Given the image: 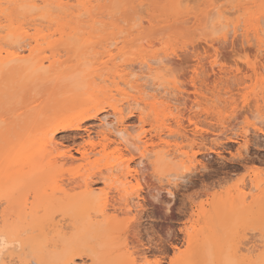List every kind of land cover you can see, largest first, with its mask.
<instances>
[{"label":"rangeland","instance_id":"rangeland-1","mask_svg":"<svg viewBox=\"0 0 264 264\" xmlns=\"http://www.w3.org/2000/svg\"><path fill=\"white\" fill-rule=\"evenodd\" d=\"M31 1L7 0L11 3L8 6L6 0H2L3 12L5 11L2 12L3 15L0 13L2 25L7 27L11 21L15 22V25L23 26L24 24L28 35L33 36L37 30L43 29L46 34H50L62 23L68 22L72 26L82 23L89 28L94 17L100 25L102 24L95 25V29L99 28L96 36L102 37L95 40L99 43L93 46H80L78 40L65 39L55 43L50 49L47 41L58 39V34H55L54 37L49 36L46 42L42 41L46 44H40V50L30 57L32 59H27L22 65L12 63L6 67H0V175L2 174L0 176V182L2 181L0 183V240H3L7 248L5 254L3 253L6 258L2 257L5 264H28L32 260H37L40 264H67L66 259L68 261L73 257L75 260L73 264H119V262L121 264V257L129 256L125 251H134L132 253L135 257L137 256L138 262L158 261L159 264H170L176 254L186 250L187 230L194 233L193 236L197 235L196 239L194 238L196 248L189 250L195 255L190 264H247L241 261L239 254L241 252L237 253L238 248L249 246L252 248L255 244L258 246L264 243L262 239L264 238V70H260L257 64L264 62L261 60L264 59V42L262 48H259L255 31H252L249 36H246L244 31L248 26L253 28V25L258 24L260 18H262L260 21L264 23V0H223L224 2L195 0L194 4L191 2L193 0H94L91 14L85 16L80 23L76 16L78 13V7L75 6L76 0H65L72 5L71 10L60 9L57 6V0H50V3L56 4L55 6L60 10L54 9L55 12H53L49 6H46L29 13L27 9H30L28 6ZM214 2L219 5L224 4L230 9L233 7V14L229 9L227 11L230 15L227 13L226 18L216 19L215 15L214 17L211 15L214 19H209L207 6ZM38 4L45 3L38 2ZM235 9L236 13H234ZM33 15L39 19L36 21L38 23H30L29 18ZM43 15L46 16L43 17ZM32 23L34 25H31ZM238 24H241L239 31L234 33L233 27ZM262 28L264 29V24ZM230 29L232 30L229 32ZM5 34V32L2 33L3 36ZM261 37L264 40L263 31ZM16 40L21 41L18 42L20 45L26 42L32 43L29 47L23 48H27L26 52L23 51V55L29 57L28 49L36 46V42H33L31 38L23 42V37L19 35L5 37L3 41H0V47L9 44L11 48L4 47L15 49ZM111 40L117 43L110 47L108 44ZM211 44L215 45L216 50L211 47ZM76 48L79 49L75 52ZM109 49L113 51L116 59L106 62ZM46 55L49 59L44 61L42 68H39L40 58ZM162 57H169V60L173 58L170 60L171 65L168 64L169 68L165 71L156 70L152 76L147 77V79L150 78L149 81L146 79L147 84L151 86L155 84L154 87L161 84L160 89L166 90V96L170 95L169 98L172 100L175 97L176 109L172 112L165 109L166 103L160 100L156 105L160 110V121L157 122L151 106L134 105L133 100L121 94L117 95L114 77L133 67H137L136 70H139L137 73H141L139 69L141 61ZM211 62L215 63L216 72L219 73L217 77H213V74L207 70ZM125 64L127 67L131 64L132 68L127 69ZM154 66L156 67V64ZM168 72H170L169 75ZM206 77L209 80H206ZM120 84L122 83H119L118 87L126 89L132 95H139L135 90L130 91L124 84ZM166 85L172 88L167 89ZM151 86L147 89L151 90ZM196 93L199 95L200 104L192 108L193 102L190 101ZM179 97L184 99L180 101ZM176 100L180 104H177ZM145 101L152 102V99L145 98ZM113 104L124 107L122 117L126 121L125 124L127 123L126 126H130L133 136L144 130L146 133L141 136L144 138L146 135L145 139L153 138L154 141H157L156 133L164 129L163 120L170 126L172 124V128L177 130V120L185 119L182 121V130L185 132L194 127L189 123V118L192 117L193 121L197 122L198 132L195 135L188 132L187 134L190 133L188 137L182 139L179 137L180 140H177L178 137L171 139L179 145H185L183 149L188 152L189 157L183 162L175 160L174 166L173 161L162 160V155L158 152L147 164H144L145 167L147 165V169L141 171V177L138 179H132V177L126 179L120 176L128 170L126 163H122L118 170H107V163H115L118 158L129 160L132 168L138 161L136 151L125 148L118 151L114 143H110L105 152L99 153L102 149L98 133L102 130L100 119L108 116L107 120L113 122L114 116L111 115ZM103 106L106 109L100 111ZM136 107L139 110L135 109ZM247 108L250 110L249 113L242 114ZM257 108L261 112L256 113ZM141 109L145 117L143 123H139ZM155 127H157L156 130ZM254 128H261L262 131H256ZM50 133H53L55 139L49 149L53 153L52 156H57V153L62 151L68 154L74 153L76 161L72 162L69 159L72 162L70 163L67 159H60L55 168L49 166V157L38 154L36 158L38 167H31V164H28L31 163L29 160L25 163L26 157L21 156H25L26 151L32 153L29 150L32 151L33 146L35 149L38 148L40 142L50 137ZM243 134H248L246 139L242 137ZM90 135L94 136L92 141L97 144L98 153L91 154L90 160L86 162L79 161L80 153L76 150L87 145ZM27 140L28 142L25 143ZM31 143L32 147L31 145L28 147ZM23 145L28 150L21 147ZM19 148H23L24 151H20L23 155L16 160L9 159L10 155L12 157V151L17 154ZM8 161L13 162L8 163ZM4 163L12 166L9 168L10 171ZM20 163L21 166L18 165ZM182 164L184 167L180 168ZM173 171L185 175L181 180L176 181L178 185L174 187L175 193L169 196L161 188L163 183L157 180ZM257 175H260L261 180L263 179L262 186L260 189L251 191L249 184H253ZM89 176H93L91 182L95 180L92 184L96 190L92 195L84 197L81 193L85 188V178ZM106 178L110 181L106 182ZM137 181L141 184V197H134L136 194L129 195L133 198L132 202L137 205L136 211L131 214L134 219L125 214L126 220H123L122 213L119 217L117 214L120 213H117L115 218L114 210L123 207L124 201L120 199L121 196L126 199L127 196L123 195L125 190L134 189ZM254 182L256 183V180ZM56 183L64 184L63 187L69 194L65 196L55 191ZM106 183L112 184L114 189L106 188ZM157 184L160 186H158L159 191H157L159 188L153 189V186L155 188ZM244 184H246L245 188ZM50 190L52 192H49ZM156 193L159 195L160 202L154 200L152 196ZM241 194L242 199L237 198L241 197ZM232 196L239 200L238 205L234 206L230 203L229 206H225ZM106 198H108L107 214L114 217V223L116 220L120 221L117 225L115 224L118 229L119 226L121 227L119 231H116L114 224L115 228L107 224L108 221L102 216L100 217L99 210ZM83 205H85L84 208ZM28 206L31 207L28 208ZM40 208H44V212ZM30 213H34V216L31 215L33 218L30 217ZM201 215L203 218H200ZM197 222H199L197 225L199 228L200 224L206 226L194 232L192 226ZM62 226L64 232L58 234L57 230ZM28 228L29 231H26ZM23 229L25 233L21 234L24 232ZM47 231L53 235H49ZM81 234L84 236L82 237ZM238 236L243 243L237 244ZM233 240H235L234 243ZM27 246L32 252L27 250ZM233 248L236 249V253L233 251L235 257L232 254ZM262 248L256 251V254H248V256L256 255L251 256L252 264L264 263ZM137 252L139 257L138 254L136 255ZM115 255L119 257L115 258ZM124 262L125 260L122 264H125Z\"/></svg>","mask_w":264,"mask_h":264},{"label":"bare ground","instance_id":"bare-ground-1","mask_svg":"<svg viewBox=\"0 0 264 264\" xmlns=\"http://www.w3.org/2000/svg\"><path fill=\"white\" fill-rule=\"evenodd\" d=\"M13 2H16L17 0H12ZM21 1V0H20ZM29 1H31V0H29ZM69 1V0H68ZM71 1V0H70ZM77 1V3H75V6H77L78 7V9H77V18L79 19V23H80V21H83V18L85 17V16H87V15H89V14H91V12H92V4H93V2H95L94 0H76ZM76 1H74V2H76ZM194 1L195 0H193V1H191V2H193V4H194ZM219 1V0H218ZM223 1V0H222ZM6 2H7V0H6ZM5 2V3H6ZM12 2V3H13ZM38 2H41V3H45L44 5H40V4H38ZM37 2V0H32L31 1V3L29 4V8L30 9H27V10H29L28 12L30 13V12H36V11H38V10H40V9H43L44 7H46V6H49V9H52L53 10V12H55L54 11V9H56V10H60V9H64V8H66L67 10H71L72 9V5H69L67 2H65V0H57V6L60 8H58L57 6H55V5H52V3H50V0H39ZM196 2V1H195ZM202 2V1H201ZM206 2V1H205ZM215 2H216V0H215ZM215 2L214 3H210L209 4V6H207V8H208V15H212L213 17H214V15H215V18L216 19H223V18H226V15H227V13H229V15H230V12H232V14H233V7H231V9L229 8V7H227V6H225L224 4L222 5H219V3L218 4H215ZM224 2V1H223ZM223 2H221V3H223ZM4 3V2H3ZM8 3V6L11 4V3H9V2H7ZM145 3H147V2H145ZM203 3V2H202ZM234 3V2H233ZM233 3H231V5L233 4ZM15 4H18V3H15ZM136 4V3H135ZM143 5V4H142ZM145 5V4H144ZM199 5H201V3L199 4ZM205 5V4H204ZM203 5V6H204ZM230 5V4H229ZM6 6V5H5ZM50 6H51V8H50ZM140 6V5H139ZM138 7V6H137ZM58 8V9H57ZM140 8V7H139ZM260 8H262V7H260ZM264 8V7H263ZM48 9V8H47ZM65 9V10H66ZM142 9V8H141ZM231 10L230 12H228L227 10ZM4 10H6V9H4ZM239 10H241V9H239ZM243 10V9H242ZM264 10V9H263ZM3 12V8H2V0H0V13H2ZM5 12V11H4ZM3 12V13H4ZM45 12V11H44ZM43 12V13H44ZM142 12H144L143 11V9H142ZM3 13H2V15H3ZM159 13H160V11H159ZM165 13V12H164ZM234 13H236V9H235V12ZM8 14V13H7ZM50 15V14H49ZM55 15V14H54ZM54 15H52V16H54ZM171 15V14H170ZM35 15H33V17H34ZM38 16V15H37ZM40 16V18H42L41 17V15H39ZM46 16V15H45ZM44 15H43V17H45ZM209 16V19L210 18H212V16L210 17ZM240 16V15H239ZM0 17H1V15H0ZM3 17H5V16H3ZM29 18L31 21H30V23L31 22H35V23H38V22H36V21H38L39 19L36 17H34V18ZM57 17V16H56ZM62 17V16H61ZM174 17V16H173ZM190 17H192V16H190ZM194 17V16H193ZM6 18V17H5ZM119 18V17H118ZM208 18V17H207ZM257 18V20L259 19V16L258 17H256ZM58 19H60V18H58ZM120 19V18H119ZM159 19V18H158ZM169 19V18H168ZM191 19V18H190ZM193 19V18H192ZM191 19V20H192ZM212 19H214V18H212ZM215 19V20H216ZM121 20V19H120ZM138 20V19H137ZM144 20V19H143ZM149 20V19H148ZM260 20H262V18H260L259 20H258V24H255V25H253L254 27L253 28H250V26H248L247 27V29L244 31L245 32V34H246V36H249L250 34H251V32L252 31H255V34H256V36L258 37V42H259V44H258V47L259 48H262V45H263V42H264V40H263V38L261 37V32L263 31V33H264V29L262 28V24H264L262 21H260ZM2 20H0V41H3V39L5 38V37H7V38H11L12 36H16V35H19V36H21V37H23V39L24 40H22L23 42H26L27 41V39H29V38H31V39H33L32 41L34 42H36V46H34V47H32V48H29L28 49V51H29V57H25L24 55H23V51H25L26 52V49H23V48H25V47H29V45L30 44H32V43H27L26 42V44H24V45H20L18 42H21V41H18V40H16V42L17 43H15L17 46H16V48L15 49H10L11 47L9 46V44H8V46L10 47V48H6V47H4V46H7V45H3L2 47H0V67L2 66V67H6V66H8V65H10V64H12V63H19V64H21L22 65V63L23 62H25L27 59H32V58H30L32 55H34L35 53H36V51L37 50H40V44H46V43H42V41L43 42H46V40L48 39V37L50 36V38L53 36L54 37V35L55 34H58V39H55V40H48L47 42H48V47L51 49V47L53 48V46L55 45V43H58L59 41H63V40H65V39H70V40H78L79 42H80V46H93V45H96L97 43H99V42H97V41H95V40H97L98 38H101L102 36L101 35H99V37L97 38V36H96V31L97 30H99V28H97V29H95V25L96 24H98L99 22L97 21V19H94V17H92V25L89 27V28H91V29H89V28H87V26L85 27V26H83L82 25V23L81 24H75V26H72L71 25V23L69 24V22L68 23H62L61 25H60V27L58 28V29H55L53 32H51L50 34H46L43 30H37V32L33 35V36H29L28 35V33H27V31L28 30H26V26L24 27V24H23V26L22 25H15L12 21L9 23V25L6 27V26H4V24L2 25V22H1ZM141 21V20H140ZM213 21V20H212ZM264 21V20H263ZM4 22V21H3ZM6 22H7V20H6ZM27 22H28V20H27ZM187 22V21H186ZM126 23V22H125ZM143 23H146V22H143ZM188 23V22H187ZM186 23V24H187ZM190 23V22H189ZM207 23V22H206ZM210 23H211V21H210ZM25 24H27V23H25ZM139 24V23H138ZM141 24H142V22H141ZM151 24V23H150ZM220 24V23H219ZM6 25V24H5ZM31 25H34L33 23L31 24ZM99 25H100V23H99ZM102 25V24H101ZM100 25V26H101ZM131 25V24H130ZM241 24H238V25H235L234 27H233V31H234V33H238V31H239V26H240ZM249 25H251V24H249ZM30 26V25H29ZM28 26V27H29ZM40 26V25H39ZM44 26H45V24H44ZM89 26V25H88ZM136 26H137V24H136ZM136 26H134V27H136ZM212 26V24L210 25V27ZM226 26V25H225ZM225 26H223V27H225ZM230 26H231V24H230ZM103 27V26H102ZM110 27V26H109ZM31 28H33V26L31 27ZM30 28V29H31ZM44 28V27H43ZM28 29V28H27ZM221 29H223L222 27H221ZM215 30H217V28H215ZM232 29H230L229 30V32L231 31ZM118 31V30H117ZM6 33L5 34V36H3L2 35V33ZM126 31H124V33H125ZM99 33V32H98ZM117 34H123V33H117ZM241 34V33H240ZM31 35V34H30ZM226 35V34H225ZM238 35V34H237ZM80 36V37H79ZM101 36V37H100ZM164 36H166V35H164ZM238 36H240V35H238ZM214 37V36H213ZM49 38V39H50ZM162 38H164V37H162ZM161 38V39H162ZM109 39V38H108ZM119 39V38H118ZM228 39V38H227ZM239 39V38H238ZM251 39V38H250ZM254 39V38H253ZM107 40V39H106ZM30 41V40H29ZM100 41V40H99ZM145 41V40H144ZM147 41H150V40H147ZM152 41V40H151ZM162 41V40H161ZM31 42V41H30ZM153 42V41H152ZM215 43H218V42H216V41H214ZM253 42V41H252ZM13 43V44H14ZM109 43V42H108ZM117 42L116 41H113V40H111V42H110V44H108L110 47L111 46H113V45H115ZM151 43V42H150ZM156 43V42H155ZM205 43V42H204ZM214 43V44H215ZM5 44V43H4ZM22 44V43H21ZM153 44V43H152ZM151 44V45H152ZM203 44V43H202ZM214 44H211V47H213V49H215V45ZM244 44H245V42H244ZM253 44H254V42H253ZM221 45V44H220ZM219 45V46H220ZM7 46V47H8ZM150 46V45H149ZM199 46V45H198ZM204 46V45H203ZM254 46V45H253ZM197 47V46H196ZM207 47H209V46H207ZM14 48V47H13ZM91 48V47H90ZM202 48V47H201ZM204 48H206V47H204ZM220 48V47H219ZM79 48H76V50H75V52L78 50ZM198 49V48H197ZM200 49V48H199ZM208 49V48H207ZM61 50V49H60ZM216 50V49H215ZM260 50V49H259ZM89 51V50H88ZM205 51H206V49H205ZM210 51V50H209ZM261 51V50H260ZM259 51V52H260ZM24 52V53H25ZM213 52V51H212ZM217 52H218V50H217ZM88 53V52H87ZM97 53V52H96ZM187 53H189L188 51H187ZM196 53V52H195ZM207 53V52H206ZM158 54H160V53H158ZM173 54V53H172ZM186 54V53H185ZM194 54V53H193ZM216 55H217V53H216ZM118 56V55H117ZM116 56V57H117ZM180 56V55H179ZM192 56V55H191ZM106 57H107V60H106V62H108V61H110V60H114V58H115V54L113 53V51L111 50V49H109L108 51H107V55H106ZM167 57V56H166ZM166 57H162V58H155L154 60L151 58V59H146V60H144V61H141L140 62V72L141 73H137V71H139V70H136V68L137 67H131L130 65L131 64H129L128 66L130 67V69L131 70H128V71H125L124 73H119L118 75H116L115 77H114V83H115V91L117 92V95L118 94H121V95H123L125 98H127V99H131V100H133V103L132 104H134V105H141V106H144L145 105V107H148V106H151L152 107V109H153V111L155 112V116H156V121L157 122H159L160 121V110L157 108V103L161 100L163 103H166V108L165 109H167V110H169V111H171L172 112V110H174V109H176L175 108V106H174V103H175V97H174V99L172 100L171 98H169V96L167 95L166 96V93H165V91H164V89L162 90V88L160 89V87H162L161 86V84H158V86L156 87H154V85L153 86H151V85H148L147 83V80L149 81V79H147V77H149V76H152L153 74H154V72L156 71V70H166L167 68H169V67H167L168 66V64H170L171 65V63L172 62H170V60H172V59H168V58H166ZM173 57V56H172ZM175 57V56H174ZM181 57V56H180ZM34 58V57H33ZM118 58V57H117ZM163 58H165V60H163ZM176 58V57H175ZM184 58V57H183ZM204 58V57H203ZM35 59V58H34ZM49 59V57L46 55V56H44V57H42V58H40V60H39V68H42L43 67V64H44V61H46V60H48ZM116 59V58H115ZM209 59V58H208ZM36 60V59H35ZM178 60V59H177ZM176 60V61H177ZM206 60V59H205ZM262 61H264V59H261ZM195 61H196V59H195ZM57 62V61H56ZM106 62H104V63H106ZM180 62V61H179ZM156 64V67L154 66ZM205 64H206V62L204 63V66H205ZM258 64V66H260V70H264V62L263 63H257ZM256 64V65H257ZM20 65V66H21ZM203 65V64H202ZM138 66H139V63H138ZM172 66H174V65H172ZM1 67V68H2ZM125 67L127 68V69H129V67H127L126 66V64H125ZM208 67V71L209 72H211L213 75V77H217V75L219 74L218 72H216V67H215V63L213 62H211L210 63V65H208L207 66ZM207 67H205V68H207ZM0 68V69H1ZM204 68V69H205ZM143 69H145V70H143ZM257 69V68H256ZM200 70V69H199ZM258 70V69H257ZM262 70V71H263ZM170 71V70H169ZM201 71V70H200ZM204 71H206V70H204ZM171 72V71H170ZM170 72H168V75H169V73ZM203 72V71H202ZM211 75V74H210ZM129 77H131L130 79H129ZM210 78H212V77H210ZM116 79H118V81L116 82ZM131 79H132V81H133V83H132V81H131ZM147 79V80H146ZM208 78L206 77V80H207ZM209 80V79H208ZM119 83H122V84H124L126 87H127V89H129L130 91H132V90H135L136 91V93L137 94H139L138 96H136V94L135 95H132L130 92H128V91H126V89H122V88H120V87H118V85H119ZM132 83V84H131ZM122 84H120V85H122ZM157 85V84H156ZM149 86H151V90H149V89H147ZM198 87V86H197ZM166 88L168 89V88H172V87H167V85H166ZM182 88V87H181ZM200 88V87H199ZM198 88V89H199ZM193 89V88H192ZM160 90H162V91H160ZM173 91H175L174 90V88H173ZM188 91V90H187ZM200 91V90H199ZM172 92V91H171ZM178 92V91H177ZM182 92V91H181ZM179 93H180V91H179ZM175 94V93H174ZM184 94V93H183ZM192 94V93H191ZM190 94V95H191ZM172 95V94H171ZM146 96V97H145ZM172 97V98H173ZM190 97V96H189ZM192 97V96H191ZM247 97V96H246ZM145 98H151L152 99V102H146L145 101ZM216 98V97H215ZM230 98H231V96H230ZM179 99H180V97H179ZM184 98L182 97V99H180V101H182ZM186 99V98H185ZM120 100V99H119ZM122 100V99H121ZM129 100H127V101H129ZM178 100V99H177ZM177 100H176V103L177 104H180V103H178L177 102ZM188 100V99H187ZM200 99H199V95H198V93H196L195 94V96H194V98L192 99V101H190V102H193V106H192V108L193 107H198L199 106V104H200V101H199ZM210 100V99H209ZM216 100V99H215ZM189 101H187V103L189 102ZM229 101V100H228ZM130 102V101H129ZM183 103H184V101H183ZM186 103V102H185ZM250 103V102H249ZM255 103V102H254ZM124 104H125V102H124ZM127 104V103H126ZM144 104V105H143ZM110 106V105H109ZM108 106V107H109ZM112 106V109H113V113L111 114L112 116H114V120H113V122H109L108 120H107V117L108 116H105V117H103L102 119H100V122H101V128H102V130L101 131H99L98 133H99V136H100V146H101V151H99V153L100 152H105L106 151V149H107V147H109V144L110 143H114L115 145H116V148H117V150L118 151H122V149L123 148H125L126 150H130L131 151V149L132 150H134V152L136 151V156H137V158H138V161L136 162V164H135V167L134 168H132L131 167V164L129 163V160H123V159H117L116 160V162L115 163H107V166H106V168H108L107 170H110V169H112V170H118L119 169V167L121 168V164L122 163H126V166H127V168H128V170H127V172L126 173H124V174H120V176H123L124 178H126V179H129L130 177H132V179L134 178V179H138V178H140L141 176V171L142 170H144V169H147V165H146V167H145V165L144 164H147L155 155H156V153H161V155H162V157H161V159L162 160H169V161H173L172 162V164L175 166V164L176 163H174V161L175 160H179V161H181V162H183L184 161V159L185 158H187V157H189L188 156V152L187 151H185L183 148L184 147H186L185 145L184 146H182V145H179L178 143H176V141L174 142V141H172L171 139L173 138V137H178L177 138V140L179 139L180 140V138L179 137H181V139L183 138V137H188V135L190 134H187L188 132H191L193 135H195L197 132H198V125H197V122H195V121H193V119H192V117H190L189 118V123L191 124V126H193L194 125V127L191 129V130H185V132H184V130H182L183 129V127H182V121H184V120H177V125H178V129L177 130H175V129H173L172 128V124H171V126H170V124H167L166 123V121L165 120H163L162 121V125H164L163 127H164V129H163V131L161 132V131H158L157 133H156V137H157V141H154V139L153 138H150V139H145L147 136L145 135L144 136V138L141 136V135H143V134H145L146 133V131H141L138 135H136V136H133L134 134L133 133H131L132 131H130V126H129V128H128V126H126V124H125V120L123 119V117H122V114L124 115V113H123V109H124V107L122 108L120 105H111ZM122 106H124V105H122ZM125 106H127V105H125ZM138 106V107H139ZM240 106V105H239ZM242 107H244V106H242ZM245 107H246V105H245ZM134 108V107H133ZM236 108H237V106H236ZM248 108H249V106H248ZM246 109V110H243V112H242V114H244V112L246 113H249L248 111H250L249 109ZM104 110V109H106V107L105 106H103L101 109H100V111L101 110ZM135 109H138L137 107L135 108ZM143 109V108H142ZM141 109V110H142ZM125 110H126V107H125ZM139 110V109H138ZM145 110V109H144ZM186 110V109H185ZM253 110V109H252ZM238 110H236V112H237ZM125 112V111H124ZM127 112V111H126ZM143 110L142 111H140L139 112V119H140V122L139 123H143V122H145V117L143 116ZM170 112V113H171ZM233 112H234V110H233ZM235 112V113H236ZM240 112V111H239ZM252 112V111H251ZM259 112H261L260 111V109L259 108H257V111H256V113H259ZM184 113V112H183ZM238 113V112H237ZM253 113V112H252ZM182 114V113H181ZM241 114V113H240ZM241 114V115H242ZM251 114V113H250ZM249 114V115H250ZM41 115V114H40ZM138 115V114H137ZM236 115V114H235ZM234 115V116H235ZM253 116V115H252ZM259 116H257V118H258ZM149 118V117H148ZM147 118V119H148ZM254 118V117H253ZM33 119V118H32ZM174 119V118H173ZM177 119V118H176ZM181 119V118H180ZM231 119V118H230ZM234 119V118H233ZM232 120V119H231ZM261 120V119H260ZM3 121V120H2ZM176 122V121H175ZM240 122V121H239ZM257 122V121H256ZM232 123V122H231ZM258 123V122H257ZM263 123V122H262ZM79 125V124H78ZM78 125H77V127H78ZM161 125V126H162ZM227 125V124H226ZM73 126V125H72ZM183 126H185V125H183ZM188 126H190V125H188ZM229 126H231L230 124H229ZM232 126H233V124H232ZM71 127V126H70ZM100 127V126H99ZM160 127V126H159ZM224 127V126H223ZM236 127V126H235ZM234 127V128H235ZM145 128V127H144ZM156 128L157 127H155L154 129L156 130ZM225 128V127H224ZM227 129H228V127H226ZM142 129H143V127H142ZM226 129V130H227ZM256 131H259V132H261L262 130H261V128H254ZM158 130H159V128H158ZM162 130V129H161ZM225 130V129H224ZM152 131V130H151ZM26 132V131H25ZM56 133V132H55ZM97 133V134H98ZM25 134V133H24ZM91 134V133H90ZM133 134V135H132ZM215 134H217V132L215 133ZM49 135V134H48ZM192 135V136H193ZM204 135V134H203ZM219 135V134H218ZM221 135H222V132H221ZM248 135V134H247ZM247 135L246 134H243L242 135V137H245V139H246V137H247ZM154 136V135H153ZM92 137L94 138V136H89V140H87V145L86 146H83V148H80V149H78V150H76V151H78L80 154V160L79 159H77V160H79V161H82V162H86V161H88V160H90V158H91V154H97L98 153V151H96V146H97V144L96 143H94L93 141H92ZM196 137V136H195ZM37 138V137H36ZM205 138V137H204ZM31 139H33L32 137H31ZM176 139V138H175ZM185 139V138H184ZM197 139V138H196ZM206 139V138H205ZM54 137H53V133H50V137L47 139V140H45V141H43V142H40L39 143V147L38 148H34L35 146H33V150L31 151V150H29V152H32V153H28V151H26L27 152V154L25 155V156H21V155H23V154H21L20 153V151L23 149H20L19 150V152L17 151V154H14V151H12V157H11V155L9 156V159L11 158L12 160L14 159V160H16V159H18L19 158V156H21V157H26V159L24 160V162L25 161H27V160H29V162H31V163H28V164H31L30 166L31 167H35V166H37V163H38V161H37V155L38 154H40L41 156L43 155V156H46V157H49V161H48V164H49V166H52V167H57V165H58V161L60 160V159H62V160H66L67 159V162L69 161V159L72 161V162H74V161H76L75 160V157H74V153L72 154V153H69L68 154V152L66 153V152H58L56 155L57 156H52L53 155V153L49 150L50 149V146H51V144H53L54 143ZM174 140V139H173ZM193 140V139H192ZM25 141V140H24ZM28 142V140L25 142V143H27ZM32 142H33V140H32ZM96 142V141H95ZM191 142V141H190ZM17 145V144H16ZM15 145V146H16ZM31 145V147H32V143L31 144H28V147ZM14 146V147H15ZM56 146V145H55ZM99 146V145H98ZM21 147H24V145L23 146H21ZM25 149H27L28 150V148H26V146L24 147ZM22 151H24V150H22ZM66 151V150H65ZM70 152V151H69ZM8 154V153H7ZM6 154V155H7ZM4 155V154H3ZM55 155V154H54ZM135 155V154H134ZM5 156V155H4ZM28 156V157H27ZM76 156V155H75ZM93 156V155H92ZM3 157V156H2ZM121 157H123V156H121ZM120 157V158H121ZM191 157V156H190ZM4 159H5V157H3ZM6 159H7V157H6ZM36 159V160H35ZM193 159H194V156H193ZM198 159V158H197ZM8 160V159H7ZM6 160V161H7ZM109 160V159H108ZM112 160V159H111ZM186 160V159H185ZM195 160V159H194ZM5 161V162H6ZM22 161V160H21ZM188 161V160H187ZM1 162H2V160H1ZM11 162H13V161H11ZM11 162H9L8 161V163H11ZM70 162V161H69ZM72 162H70V163H72ZM114 162V161H113ZM26 163V162H25ZM42 163H44L43 161H42ZM27 164V165H28ZM180 164V163H179ZM4 165H5V163H4ZM14 165V164H13ZM18 165H20L21 166V163L20 164H18ZM11 166V165H10ZM10 166H7V164L5 165V167H8L7 169H8V171H10L9 170V168H12V166L10 167ZM48 166V167H49ZM149 166V165H148ZM179 166V165H178ZM177 166V167H178ZM28 167V166H27ZM30 167V168H31ZM38 167V166H37ZM145 167V168H144ZM180 168L181 167H184L183 166V164L181 165V166H179ZM23 168H25L24 166H23ZM55 168H54V170H55ZM180 168H177V169H180ZM187 169V168H186ZM189 170V169H188ZM49 171V170H48ZM123 171V170H122ZM33 172H34V170H33ZM102 172V171H101ZM106 172V171H105ZM134 172V173H133ZM2 173V172H1ZM99 173V172H98ZM96 174V173H95ZM103 174V173H102ZM2 175V174H1ZM0 175V176H1ZM22 175V174H21ZM82 175V174H81ZM93 175V174H92ZM184 173H180V172H175V171H173V172H169V173H167L165 176H163V178L161 177V178H158V180H157V178H155L158 182H160V183H163L162 185H161V188L163 189V190H165L166 191V193L168 194V192L169 191H171L172 192V195L171 196H173L174 195V193L175 192H173V190H174V187L175 186H177L178 184H177V180H181L183 177H184ZM80 176V175H79ZM78 176V177H79ZM259 176L260 175H257L256 177H257V179H254V180H256V183L254 182V180H253V184L251 183V184H249L250 185V187H251V191L252 190H257V189H260L261 188V186H262V180L259 178ZM93 176H89V177H86L85 178V181H84V190L82 191V195L85 197H87V196H90V195H92L94 192H95V188H94V184H92L93 182H91L92 180H91V178H92ZM151 177V176H150ZM153 178H154V176H153ZM23 179H25V178H23ZM99 179V178H98ZM107 179V180H106ZM105 179V181L106 182H109L108 181V178H106ZM123 179V178H122ZM154 179V180H155ZM185 179V178H184ZM0 180H1V178H0ZM76 180V179H75ZM102 182H103V180H104V177L102 176ZM42 181H43V178H42ZM73 181V180H72ZM76 181H82V180H76ZM112 181V180H111ZM156 181V182H157ZM2 182V181H1ZM0 182V183H1ZM10 182H11V179H10ZM129 182V181H128ZM156 182L154 183V184H156ZM54 183V182H53ZM95 183V182H94ZM115 183H116V181H115ZM70 184V183H69ZM64 185V184H63ZM63 185H62V183L60 184V183H56V185L54 186L55 188H54V190L55 191H57L58 193H62V194H64L65 196H67L69 193H68V191H67V189L66 188H64L63 187ZM149 185V184H148ZM53 186V185H52ZM113 185L112 184H109V183H106V188H108V189H112L113 187H112ZM151 186H153V185H151ZM159 185L157 184V187H156V185H155V188H154V186H153V189H158L159 187H158ZM245 186H246V184H244L243 185V187L245 188ZM52 188V187H51ZM75 188V187H74ZM71 189V188H70ZM114 189V188H113ZM98 190V189H97ZM121 190V189H120ZM119 190V191H120ZM160 190V188L157 190V191H159ZM140 191H141V184L137 181V184H136V186L134 187V189H126L125 190V192H124V196H127V198L125 199L123 196H121V200H123L124 201V203H123V207L122 208H116L114 211L116 212L115 214H113V216L116 218V214L117 213H120V214H117V216L119 217V215H121V213H122V215H124V218H122L123 220L125 219V214H128V216L130 215V217H131V214H133V212L134 211H136V208H137V205H136V203L134 204L133 202H132V200H133V198H131L130 196L131 195H133V194H136V195H134V197H136V198H140L141 197V193H140ZM162 191V190H161ZM48 192V191H47ZM49 192H52L51 190L49 191ZM70 192V191H69ZM154 192V191H153ZM263 192V191H262ZM108 193V192H107ZM106 193V195H108ZM116 193V192H115ZM45 194V193H44ZM152 194V193H151ZM158 194H161V193H158ZM239 194V193H238ZM243 194V193H242ZM241 194V195H242ZM48 195V194H47ZM130 195V196H129ZM150 195V194H149ZM156 195H157V193H156ZM156 195H152V196H156ZM129 196V197H128ZM159 196V195H158ZM28 197V196H27ZM50 197V196H49ZM123 197V198H122ZM242 197H243V195L241 196V197H237V198H240V199H242ZM53 198V197H52ZM154 198V197H153ZM237 198L234 196H232L231 197V200H229V203L227 204L226 203V205L225 206H229V204L230 203H232L234 206H236V205H238L237 204V201H239V200H237ZM108 198H106V200H104L105 202L103 203V205H102V207H101V209L99 210V212H100V217L102 216L103 218H104V220H107L108 222H107V224H111L110 226H112V227H114V225L116 224H118V221L119 220H116L115 221V223H114V220H113V218L114 217H110L108 214H107V207H108V204H107V200ZM230 199V198H229ZM28 200V199H27ZM29 200H30V198H29ZM155 200V199H154ZM157 200V199H156ZM47 201H48V198H47ZM93 201V200H92ZM122 201V202H123ZM159 201V200H158ZM27 202H29V201H27ZM121 202V201H120ZM137 202H138V199H137ZM160 202V201H159ZM248 202V201H247ZM4 203V202H3ZM25 203V202H24ZM31 203V202H30ZM119 203V202H118ZM238 203H240V202H238ZM241 203H242V201H241ZM27 204V203H26ZM43 204V203H42ZM93 204V203H92ZM139 204V203H138ZM29 205V204H28ZM33 205V204H32ZM38 205V204H37ZM44 205V204H43ZM85 205H86V203H85ZM85 205H83V208H84V206ZM116 205V204H115ZM119 205V204H118ZM122 205V204H121ZM240 205V204H239ZM93 206V205H92ZM110 206V205H109ZM31 207V206H30ZM29 206H28V208H30ZM90 207H91V205H90ZM25 208V207H24ZM72 208V207H71ZM87 208H89V207H87ZM42 211L44 210V208H40ZM76 209V208H75ZM29 210V209H28ZM119 210H121L120 212H119ZM39 210H37V212H38ZM41 211V212H42ZM111 211V210H110ZM114 211H113V213H114ZM3 212V211H2ZM29 212H31L30 210H29ZM44 212V211H43ZM112 212V211H111ZM95 213V212H94ZM34 213H30V217H31V215L32 216H34L33 215ZM37 214V213H36ZM35 214V215H36ZM27 215H29V213L27 212ZM43 215H44V213H43ZM56 216H57V214H55ZM96 215V214H95ZM94 215V216H95ZM204 215H205V213H204ZM39 216V215H38ZM206 216V215H205ZM29 217V218H30ZM89 217H91V216H89ZM96 217H99V216H97L96 215ZM122 217V216H121ZM129 217V218H130ZM27 218H28V216H27ZM31 218H33V217H31ZM57 218V217H56ZM66 218V217H65ZM92 218V217H91ZM132 218V217H131ZM200 218H203V216L201 215L200 216ZM199 218V219H200ZM54 219V218H53ZM132 219H134V218H132ZM198 219V220H199ZM35 220H36V218H35ZM47 220V219H46ZM61 220V219H60ZM66 220V219H65ZM91 220V219H90ZM89 220V221H90ZM126 220V219H125ZM128 220V219H127ZM52 221V220H51ZM67 221V220H66ZM202 221V220H201ZM109 222H111V223H109ZM120 222V221H119ZM125 222V221H124ZM200 222V221H199ZM199 222H197L194 226H192L193 227V229H194V232L195 231H197V230H200V229H204L205 228V226L206 225H202V224H200L201 226H200V228L197 226V225H199ZM47 223V222H46ZM127 223H129V222H127ZM114 224V225H113ZM47 225V224H46ZM65 225V224H64ZM116 225H115V227H116ZM120 225H121V223H120ZM123 225H125V224H123ZM127 225V224H126ZM55 226H57V225H55ZM58 226H59V224H58ZM109 226V225H108ZM122 226V225H121ZM36 227H37V225H36ZM67 227V226H66ZM66 227H65V229H66ZM114 227V228H115ZM244 227V226H243ZM69 228V227H68ZM110 228V227H109ZM121 227L119 226V229H120ZM207 228V227H206ZM240 228H241V226H240ZM35 229V228H34ZM113 229V228H112ZM118 229V227H116V231H119V229ZM24 230V229H23ZM36 230V229H35ZM49 230V229H48ZM111 230V229H110ZM115 230V229H114ZM190 230V229H189ZM26 231H29V228H28V230H26ZM38 231V230H37ZM51 231V230H50ZM89 231V230H88ZM112 231V230H111ZM115 231V232H116ZM48 232V231H47ZM52 232V231H51ZM64 232V227L62 226V227H59V229L57 230V233L58 234H62ZM69 232V231H68ZM113 232V231H112ZM203 232V231H202ZM18 233V232H17ZM23 233H25V230H24V232H21V234H23ZM79 233V232H78ZM117 233V232H116ZM116 233H113V234H116ZM48 234L49 235H53V233H49L48 232ZM54 234H56V233H54ZM193 234L194 233H191V231L189 232L188 230H187V232H186V237H187V248H186V250H184V251H180L178 254H176V256L171 260V262H170V264H190L191 263V261H193L194 260V254H191V251H192V249L191 248H196V236H193ZM82 235V234H81ZM2 236H4V234H2ZM9 236H12V235H9ZM84 235H82V237H83ZM237 236V235H236ZM57 237H59V236H57ZM86 237V236H85ZM239 237V241L237 242V244H239V243H241L242 241H240V239H241V237L240 236H238ZM237 237V238H238ZM5 238V237H4ZM3 238V239H4ZM81 238V237H80ZM79 238V239H80ZM195 238V239H194ZM207 238H210V237H207ZM258 239V237H255V239ZM260 238V237H259ZM262 238V237H261ZM1 239V238H0ZM95 239V238H94ZM93 239V240H94ZM120 239H122V238H120ZM234 239V238H233ZM236 239V238H235ZM262 239H264V238H262ZM55 240V239H54ZM75 240V239H74ZM242 240V239H241ZM261 240V239H260ZM259 240V241H260ZM61 241V240H60ZM79 241V240H78ZM234 241L235 240H233V243H234ZM244 241V240H243ZM246 241V240H245ZM252 241H254V239L252 240ZM256 241V240H255ZM38 242V241H37ZM263 242V241H262ZM65 243V242H64ZM129 243V242H128ZM232 243V242H231ZM243 243V242H242ZM246 243V242H245ZM247 243H248V241H247ZM255 243V242H254ZM209 244V243H208ZM50 245V244H49ZM70 245V244H69ZM68 245V246H69ZM131 245V244H130ZM241 245V244H240ZM243 245V244H242ZM245 245V244H244ZM248 245H249V243H248ZM253 245V244H252ZM251 245V246H252ZM77 246V245H76ZM80 246V245H79ZM231 246H233L232 244H231ZM29 246H27V250H30L29 248H28ZM51 247V246H50ZM49 247V248H50ZM54 248H56V249H60V248H57V246L55 247V246H53ZM129 247V246H128ZM238 247H239V245H238ZM263 247V248H262ZM84 248V247H83ZM87 248V247H86ZM237 248V247H236ZM261 248L262 249H264V243H261L260 245L258 244V246L255 244L254 246H252V248L249 246V247H243V248H241V247H239L238 248V250H237V253H239V252H241V253H239L240 254V257H241V261H244V262H246L247 264H249V263H251L252 262V258H251V256H253V255H251V256H248V254L249 253H257L256 251H258V250H261ZM191 249V251H189ZM234 249V250H233ZM232 249V254H233V251H235V253H236V249L235 248H233ZM68 250V249H67ZM88 250H89V248H88ZM5 251H7V248H6V246H5V244L3 243V240L1 241L0 240V264H5V260H4V258H6L5 256H3V253L5 252ZM31 252H32V250H30ZM29 251V252H30ZM263 251V253H264V250H262ZM30 252V253H31ZM125 252H127L128 254H129V258L128 257H121L122 258V263H123V260H125V264H126V261H127V264H128V262H130V264H137V262H138V258H137V256L135 257V255L132 253V252H134V251H130V252H128V251H125ZM136 252V251H135ZM127 253H121L122 255H125V254H127ZM227 253V252H226ZM5 254V253H4ZM65 254V253H64ZM76 254V253H75ZM78 255H80L79 253H77ZM76 254V255H77ZM138 254V257H139V252H137L136 253V255ZM142 254V253H141ZM229 254V253H228ZM259 254V253H258ZM9 255V254H8ZM143 256H144V254H142ZM234 255V254H233ZM27 256V255H26ZM73 256H75V255H73ZM254 256H256V255H254ZM253 256V257H254ZM262 256V255H261ZM2 257H4V258H2ZM70 257V256H69ZM117 257H119V256H117ZM116 257V255H115V258H117ZM140 257H142V256H140ZM229 257H232V256H229ZM233 257H235V255L233 256ZM74 258V257H73ZM73 258H71L70 260L68 259V261H67V259H66V262H67V264H73L74 262H75V260L73 259ZM128 258V259H127ZM142 258H144V257H142ZM227 258V260H228V256L226 257ZM33 259V258H32ZM261 259H263V258H261ZM260 259V260H261ZM14 260V259H13ZM15 260H16V257H15ZM121 259L119 258V261H120ZM239 260H240V258H239ZM118 261V260H117ZM229 261V260H228ZM263 261H264V259H263ZM17 262V261H16ZM65 262V261H64ZM79 262V261H78ZM238 262V261H237ZM237 262H235V263H237ZM261 262H262V260H261ZM24 263H26L25 261H24ZM40 264L37 260H32L30 263H28V264ZM121 263V264H122ZM13 264V263H12ZM62 264H64V263H62ZM78 264V263H77ZM119 264H120V262H119ZM238 264V263H237ZM252 264V263H251ZM262 264H264V263H262Z\"/></svg>","mask_w":264,"mask_h":264},{"label":"snow or ice","instance_id":"snow-or-ice-1","mask_svg":"<svg viewBox=\"0 0 264 264\" xmlns=\"http://www.w3.org/2000/svg\"><path fill=\"white\" fill-rule=\"evenodd\" d=\"M168 195L169 196H171L172 195V192L171 191H169L168 192ZM154 199H159V196L158 195H156V196H154ZM137 264H159V262L157 261V262H153V261H143V262H137Z\"/></svg>","mask_w":264,"mask_h":264}]
</instances>
